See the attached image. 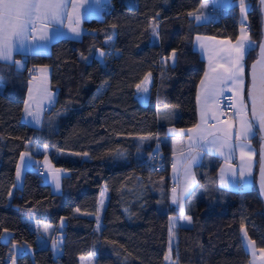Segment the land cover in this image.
I'll list each match as a JSON object with an SVG mask.
<instances>
[{
	"label": "trees",
	"instance_id": "16d2710c",
	"mask_svg": "<svg viewBox=\"0 0 264 264\" xmlns=\"http://www.w3.org/2000/svg\"><path fill=\"white\" fill-rule=\"evenodd\" d=\"M201 1L111 0L102 18L85 20L88 31L80 39H57L49 53L27 54L25 70L6 81L0 89V264H12L10 257L14 264H82L87 256L94 264H164L169 217L177 213L169 201L171 156L185 147L186 132L167 133L158 107L163 100L177 108L176 127L194 125L205 61L193 37L236 38L242 24L238 2L209 21L195 22L187 13ZM245 1L252 42L244 56L249 84L262 17L259 0ZM42 64L51 67L57 95L53 112L35 126L21 113L28 71ZM149 73L143 102L137 85ZM36 147H45L52 163L68 171L60 192L38 173L41 164L26 170L16 186L21 154L46 153ZM151 151L158 158L154 162ZM214 199L198 202L191 226H176L172 255L179 264H248L242 226L264 247V204L257 186ZM55 232L62 233L58 253L48 242Z\"/></svg>",
	"mask_w": 264,
	"mask_h": 264
},
{
	"label": "crops",
	"instance_id": "0c3cea01",
	"mask_svg": "<svg viewBox=\"0 0 264 264\" xmlns=\"http://www.w3.org/2000/svg\"><path fill=\"white\" fill-rule=\"evenodd\" d=\"M123 1L135 2V0ZM205 2L208 3L207 6L201 8ZM234 2H238V0H202L200 6L192 12L200 16V19L196 20L193 16L191 17L195 22L209 21L214 15L209 11L210 6L224 7ZM64 3L65 14L62 16V22L41 25L37 21L35 31H31L32 26L29 25V38L24 40L23 46L16 41L11 59L7 61L0 59V74H3L1 76L4 77L2 78L3 81L0 80V89L4 87L8 79L19 77V74L25 70L27 54L49 53L52 42L57 39H80L88 31L84 23L85 20L93 17L102 18L104 10L101 5L105 4L109 7L111 0H64ZM73 4L76 5L75 8H73ZM45 28L46 31H44ZM246 28L248 30L247 23ZM73 29L76 31L74 32ZM42 31L45 36L43 39L41 38ZM242 36L245 35L239 34L236 38L205 33L194 35L193 46L205 61L204 72L198 81L195 92L197 120L194 125L188 128L176 127L172 122L177 115V108L163 100L158 107L159 123L167 125V133L186 132V145L182 150L172 154V165L169 170L170 182L174 184L169 186V201L177 208V213L169 217V229L174 244L177 240L176 226H191L193 224L191 214L196 210L198 202L202 198L212 196L215 201L218 200L220 195H225L228 190L258 187L257 175L260 169V158L257 137L259 130L251 118L247 100L248 75L245 58L242 62L243 71L240 73L241 81L236 84L227 81L220 83L219 75L224 72L225 68L229 67L230 58L227 50L237 45L238 38ZM197 37H200L199 41H197ZM153 38L156 41L158 40V31L153 34ZM247 38L249 40V37ZM243 42L245 43V41ZM99 53L101 52L97 51L96 53L98 57H100ZM15 61H21L23 66H17ZM146 76H148L147 80H145ZM146 76L139 83L140 88H137L138 98L143 102L148 99L152 82V75L147 74ZM201 81H204V83L202 84ZM213 84L215 85V92L209 95V89ZM25 85L22 120L31 125L41 126L49 117V114L53 112L56 101L57 92L51 86V67L47 64L33 65L28 71ZM145 88L147 89L146 92L143 91ZM227 92L234 95L236 112L233 118L222 121L220 119L219 102L221 96ZM26 101L28 112L34 115L25 112ZM242 119H247L253 123V131L247 138L242 136L238 138L237 136ZM214 138H216L215 144L212 143ZM23 153H27V155L23 161L21 156L19 158L17 167L20 166V176L17 177L16 168V186L20 187L22 185L26 170L34 168L36 164H41L45 173L47 170L56 171L54 174L43 176V179L51 184L55 192H60L62 177L68 171L54 166L47 151L42 157L35 156L31 151H24ZM194 157L195 160H193ZM222 178L224 183L221 182ZM57 180L59 181V187H57ZM186 180L194 181L192 187L188 188L187 191H185ZM174 188L176 189L175 193L172 191ZM181 193H183L182 201L173 203V198L179 199ZM101 196L104 197V193ZM181 203L183 205L182 211ZM188 217H191V221L187 219ZM241 233L244 238L242 241L243 246L249 254L248 264H264V251H262L264 247L257 246L246 230ZM61 238L62 233L55 232L48 242L51 246L56 243L60 251ZM250 242H254V244ZM20 248L16 246L15 250L18 251ZM172 262L173 264H179L175 259H172Z\"/></svg>",
	"mask_w": 264,
	"mask_h": 264
},
{
	"label": "snow or ice",
	"instance_id": "6c2138e0",
	"mask_svg": "<svg viewBox=\"0 0 264 264\" xmlns=\"http://www.w3.org/2000/svg\"><path fill=\"white\" fill-rule=\"evenodd\" d=\"M260 4L264 5V0H260ZM76 5L73 4V8ZM238 7L241 14V18L243 20L247 5L245 0H238ZM65 14V3L64 0H0V59L10 60L12 56L13 48L15 47V42L18 41L21 46H23V42L25 39L29 38V25H31V31L36 30V22L39 21L41 25H46L48 23H56L62 22V16ZM189 16H193L196 20L200 19V16L195 15L194 13H187ZM157 25L152 26L153 33H157ZM46 31V28L44 29ZM75 32L76 30L73 29ZM245 30L241 29L243 33ZM41 38H45L44 32H41ZM197 41L200 40V37L196 38ZM247 36H242L238 38V44L233 46L227 50V54L230 58L229 67L224 69L223 73H220V83H224L225 81L230 82L232 84H236L238 81H241L240 73L243 71L242 62L246 52V45L243 41H247ZM252 42L248 41L250 45ZM259 61L260 63H264V43L259 45ZM176 49L172 50L171 57L175 58ZM101 57L105 56V53H99ZM17 66L22 67L23 63L21 61H15ZM253 68H255V63L253 64ZM150 76V73L148 74ZM207 75V74H206ZM148 79V76L145 77V80ZM260 87H259V98H260V111L257 112L256 107V98H257V82L256 76L253 73L252 76V86L248 90V97L252 100V116L254 119L259 121L260 131L264 132V74L261 75L260 78ZM203 84L204 81H201ZM137 88H140V85H137ZM143 91H147V89H143ZM215 92V85L213 84L209 89V95ZM25 112H28V103H25ZM29 115H34L28 112ZM171 131V130H170ZM253 131V123L248 121L247 119L241 120L240 130L237 133L238 138L244 137L247 138L249 134ZM264 139V137H262ZM213 144L216 143V138L212 141ZM27 153L21 154V160L23 161ZM195 160V157L193 158ZM261 160L264 161V153L261 155ZM262 177H264V166L261 168ZM20 176V166L17 167V177ZM221 182L224 183L223 178ZM194 181L186 180L185 191L188 188L192 187ZM262 184H264V179H262ZM57 187H59V181L57 180ZM173 193H175L176 189L174 188ZM190 195V193H189ZM183 199V193L179 199L173 198V203H180ZM181 211L183 210L182 203L180 204ZM64 219L63 217L61 218ZM171 219V218H170ZM191 221V217L187 218ZM243 231V226H242ZM246 236V233H245ZM242 237V241H243ZM253 243L254 242H250ZM264 251V250H262ZM167 260L168 257L166 256Z\"/></svg>",
	"mask_w": 264,
	"mask_h": 264
},
{
	"label": "water",
	"instance_id": "95a60500",
	"mask_svg": "<svg viewBox=\"0 0 264 264\" xmlns=\"http://www.w3.org/2000/svg\"><path fill=\"white\" fill-rule=\"evenodd\" d=\"M260 1V0H259ZM262 37L258 43V48H257V56L256 58L251 62L250 64V68H249V84H248V90L249 88H251L252 86V76H253V73L255 74L256 76V82H257V98H256V107H257V112L260 111V108H261V105H260V98H259V87H260V78H261V75L264 74V63H262L261 65V68H260V71L258 74H256L255 70L256 68L258 67L259 65V52H260V48H259V45L261 43H264L263 42V32H264V20L262 18ZM248 41H245V45H246V51H247V47H248ZM246 53V52H245ZM255 63V68H253V64ZM247 100H248V103H249V109H250V113H251V118L252 120L254 121L255 125L257 126L258 130H259V133H260V145H259V164H260V169H259V173L257 175V185H258V189H259V193L263 199V204H264V197L261 193L262 189L264 190V184H262V179H264V177H262V172H261V168L262 166H264V161L261 160V155L262 153H264V139H262V137H264V132H261L260 131V125H259V121L257 119H254L253 116H252V112H251V108H252V100L248 97V92H247Z\"/></svg>",
	"mask_w": 264,
	"mask_h": 264
},
{
	"label": "rangeland",
	"instance_id": "374dc122",
	"mask_svg": "<svg viewBox=\"0 0 264 264\" xmlns=\"http://www.w3.org/2000/svg\"><path fill=\"white\" fill-rule=\"evenodd\" d=\"M237 1V0H236ZM246 2V5L247 6H249V2H247V1H245ZM207 2H205V3H203V5L201 6V8H204V7H206L207 6ZM247 9H248V7H247ZM247 9H246V13H245V16H244V18H243V20H242V18H241V14H239V17H240V21L242 22V24H241V28H240V34L241 35H245V36H247V37H249V30H247V28H246V23H247ZM259 11H260V15H261V17L263 18V20H264V5H259ZM239 13H240V11H239ZM241 29H244L245 31L242 33L241 32ZM263 42H264V32H263ZM261 65H262V63H260L259 62V65H258V67L256 68V70H255V72H256V74H258L259 73V71H260V68H261ZM36 150H38V151H47L46 150V148L45 147H36ZM49 156V155H48ZM54 165V164H53ZM42 166V165H41ZM55 166V165H54ZM57 167V166H56ZM42 168H44V167H42ZM58 171V170H57ZM54 172H56V171H54ZM54 172L53 171H51V170H47V172L45 173V171H44V173H43V176H45V175H48V174H54ZM261 193H262V195H263V197H264V190L262 189V191H261ZM245 228H243V231L242 232H245ZM174 240H173V238L171 237V233H170V238H169V244H168V250H167V257H168V259L166 260L165 259V262H164V264H173V262H172V259H174V258H172V254H171V252L173 251L172 249H173V247L175 246V244H174V242H173ZM174 245V246H173ZM53 246V249H54V252L55 253H57L58 251H59V247L58 246H56V243H54V245H52ZM175 261H176V259H175ZM177 262V261H176ZM12 264H13V262H12ZM82 264H94V261H93V258H92V256H87V257H85V258H83L82 259Z\"/></svg>",
	"mask_w": 264,
	"mask_h": 264
},
{
	"label": "built area",
	"instance_id": "2783aa9c",
	"mask_svg": "<svg viewBox=\"0 0 264 264\" xmlns=\"http://www.w3.org/2000/svg\"><path fill=\"white\" fill-rule=\"evenodd\" d=\"M101 8L107 9L108 6L103 4L101 5ZM220 9H222V7L217 6V5H213L209 7V11L212 13H217ZM219 107H220V119L222 121H226L229 120L231 118H233V116L235 115L236 112V107H235V103H234V95L231 92H227L225 94H223L221 96L220 102H219ZM47 109V108H46ZM157 155L155 154V151H151V155H150V160L151 161H156ZM170 165H172V162L170 163ZM44 168H39L38 169V173L43 174L44 173ZM174 184L172 182H170V186H173ZM12 257L8 258V262L12 263Z\"/></svg>",
	"mask_w": 264,
	"mask_h": 264
}]
</instances>
